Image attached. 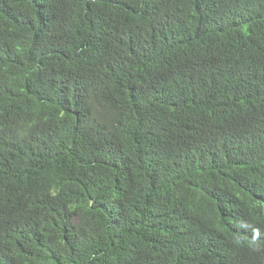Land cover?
Masks as SVG:
<instances>
[{
	"label": "trees",
	"instance_id": "trees-1",
	"mask_svg": "<svg viewBox=\"0 0 264 264\" xmlns=\"http://www.w3.org/2000/svg\"><path fill=\"white\" fill-rule=\"evenodd\" d=\"M0 264H264V0H0Z\"/></svg>",
	"mask_w": 264,
	"mask_h": 264
}]
</instances>
